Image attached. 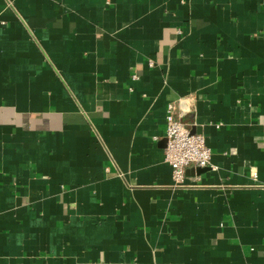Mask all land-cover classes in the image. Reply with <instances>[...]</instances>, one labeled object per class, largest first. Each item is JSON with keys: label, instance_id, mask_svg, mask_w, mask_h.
<instances>
[{"label": "crops", "instance_id": "0c3cea01", "mask_svg": "<svg viewBox=\"0 0 264 264\" xmlns=\"http://www.w3.org/2000/svg\"><path fill=\"white\" fill-rule=\"evenodd\" d=\"M0 264H264V0H0Z\"/></svg>", "mask_w": 264, "mask_h": 264}, {"label": "built area", "instance_id": "2783aa9c", "mask_svg": "<svg viewBox=\"0 0 264 264\" xmlns=\"http://www.w3.org/2000/svg\"><path fill=\"white\" fill-rule=\"evenodd\" d=\"M148 64L154 66L150 59ZM136 78L134 74L132 76ZM165 160L171 165L175 183H184L186 169L190 166L206 167L212 165V150L203 134L192 132L182 122L173 102L167 105Z\"/></svg>", "mask_w": 264, "mask_h": 264}]
</instances>
